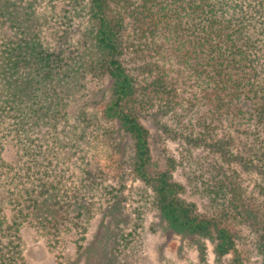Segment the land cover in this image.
Returning <instances> with one entry per match:
<instances>
[{
	"label": "trees",
	"instance_id": "16d2710c",
	"mask_svg": "<svg viewBox=\"0 0 264 264\" xmlns=\"http://www.w3.org/2000/svg\"><path fill=\"white\" fill-rule=\"evenodd\" d=\"M124 201L119 256L153 214L202 263L264 264V0H0V264L24 225L81 251Z\"/></svg>",
	"mask_w": 264,
	"mask_h": 264
},
{
	"label": "rangeland",
	"instance_id": "374dc122",
	"mask_svg": "<svg viewBox=\"0 0 264 264\" xmlns=\"http://www.w3.org/2000/svg\"><path fill=\"white\" fill-rule=\"evenodd\" d=\"M150 124V122H149ZM148 124V125H149ZM151 130L156 133V126L151 122ZM160 144L158 147L160 148ZM173 147V145H170ZM104 157V156H103ZM105 162L106 158H102ZM176 179L184 183V177L181 173H176ZM129 179L126 185L130 188L136 185ZM129 193L126 190V194ZM186 196L190 201L197 203L200 211L209 210V206L204 199L194 194V192L187 187ZM130 202H122L111 205L99 212L92 219L91 228L88 233L84 248L79 251L73 248L64 249L61 246V251H52L45 240L36 232L30 225L23 226V240H24V255L27 264H57L59 261L68 264H122V259L126 260V264H167L168 261H178L180 263L191 264H229L232 254L222 258L216 257L213 246L208 243L207 262L202 263L203 251L198 248L196 244H191L193 241L188 237L182 235L169 233L166 228L164 220L153 214L146 216L145 226L146 235L143 240L136 238L139 247L132 256L121 253L119 256L114 251V243L119 236L122 229L127 228L132 221ZM154 223L156 229L152 228ZM151 228L148 229V227ZM241 226L240 224L238 227ZM240 228V227H239ZM144 228L142 229V231ZM244 233L248 234L249 229H244ZM243 250L248 249L245 244ZM242 250L246 262L249 264H261L262 257L256 251L245 255ZM118 261V262H117ZM120 262V263H119Z\"/></svg>",
	"mask_w": 264,
	"mask_h": 264
}]
</instances>
